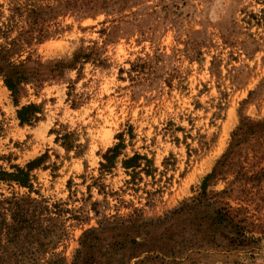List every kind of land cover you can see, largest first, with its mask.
<instances>
[{
  "label": "rangeland",
  "instance_id": "obj_1",
  "mask_svg": "<svg viewBox=\"0 0 264 264\" xmlns=\"http://www.w3.org/2000/svg\"><path fill=\"white\" fill-rule=\"evenodd\" d=\"M81 50L99 60L17 102L0 77V170L42 159L31 189L0 181V264H264V127L233 147L264 125V0H0V58ZM218 168L223 225L193 205Z\"/></svg>",
  "mask_w": 264,
  "mask_h": 264
},
{
  "label": "trees",
  "instance_id": "obj_2",
  "mask_svg": "<svg viewBox=\"0 0 264 264\" xmlns=\"http://www.w3.org/2000/svg\"><path fill=\"white\" fill-rule=\"evenodd\" d=\"M93 50V49H92ZM99 60L98 58L93 57V53H86L84 50L76 52L72 59L69 61L60 60L54 62H47L43 65L40 63H31L30 61L20 62L15 64L10 61L7 57L3 56L0 58V77L3 78L5 86L12 93L15 101L19 98L21 92L23 91V86L28 84H41L49 80L60 79L69 71L76 70L80 64H85L87 62ZM17 102V101H16ZM42 114V108L40 106L30 104L22 107L18 111V119L23 125H31L39 121L38 115ZM264 125L250 123L249 121L241 120L240 126L237 128V131L233 134L234 145L236 147L241 143L247 136L254 135L255 129ZM120 143L115 145L113 148L109 149L107 153L103 156L105 163L102 164V169L104 172H111L115 168L116 160L122 155V151L125 149V144L123 140V135H119ZM145 157H142L138 154L134 155L132 158H129L123 162V167L126 170H133L134 174H137L135 171L142 169L147 175H150L151 169L149 166L142 168L141 161L145 160ZM42 159H36L27 164L25 168L14 166L12 169L13 172H6L0 170V181L8 183H16L24 188H32L31 184V172L38 168ZM149 163V162H148ZM222 164V163H221ZM222 167V165H220ZM219 166V167H220ZM221 168L216 169L211 175H209L203 184L202 190L203 195L201 199H198L193 205L195 207H204L207 202L209 206L213 207V212L220 224L229 222V213L226 212L223 208H217L216 203L210 202L206 194L207 187L209 182L219 173ZM205 197V199H204ZM205 200V202H203ZM189 207V206H188Z\"/></svg>",
  "mask_w": 264,
  "mask_h": 264
}]
</instances>
